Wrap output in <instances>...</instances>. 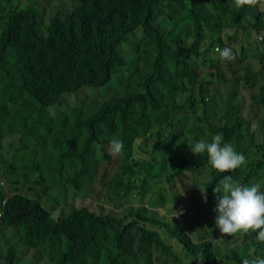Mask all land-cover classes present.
I'll list each match as a JSON object with an SVG mask.
<instances>
[{"label":"trees","instance_id":"1","mask_svg":"<svg viewBox=\"0 0 264 264\" xmlns=\"http://www.w3.org/2000/svg\"><path fill=\"white\" fill-rule=\"evenodd\" d=\"M47 4L0 0V230L15 235L4 237L0 264H241L252 248L264 258L256 233L222 250L215 222L195 239L191 225L153 210L184 174L202 178L191 188L200 195L205 187L207 199L223 175L264 191V79L256 89L258 73L243 63L258 52L264 66V40L258 51L235 43L242 36L252 45L249 33L264 30V2ZM227 15L236 26L223 38ZM216 45L235 61L222 67ZM247 84V98L235 96ZM217 133L246 157L233 172L218 173L207 153L190 150ZM113 138L124 142L119 156ZM170 196L174 209L186 206ZM74 197L83 201L66 203Z\"/></svg>","mask_w":264,"mask_h":264},{"label":"clouds","instance_id":"2","mask_svg":"<svg viewBox=\"0 0 264 264\" xmlns=\"http://www.w3.org/2000/svg\"><path fill=\"white\" fill-rule=\"evenodd\" d=\"M261 0H234V7H257ZM258 42L263 41L262 36L257 37ZM219 58L224 61H235L236 55L230 47L217 48ZM222 133L212 136L211 142L201 138L190 147L193 154L207 153L208 160L213 169L218 173H230L246 163V157L235 150L231 143H225ZM124 142L121 139L113 138L110 142V151L113 155L119 156L124 150ZM204 201L207 200L205 187L200 188ZM213 193L216 196L217 204L214 211L215 226L221 234L228 236H244L256 233V240L264 243V191L260 183L246 186L238 180H233L231 175H223V178L216 183ZM174 215L178 211L172 208ZM180 212H184L180 209ZM172 216V217H173ZM255 249H249L248 256L251 258L242 259L241 264H264V258L255 256Z\"/></svg>","mask_w":264,"mask_h":264},{"label":"rangeland","instance_id":"3","mask_svg":"<svg viewBox=\"0 0 264 264\" xmlns=\"http://www.w3.org/2000/svg\"><path fill=\"white\" fill-rule=\"evenodd\" d=\"M18 1H19V3L24 2V0H18ZM36 1L39 2L43 8L47 9L49 7V5L47 4V1H52V0H36ZM261 2H264V0H261ZM225 19L227 20L228 23L222 24L223 26L220 30V35H222L223 38H224L226 33L232 34L234 32L235 26H236V22L231 23L232 17L230 15H227L225 17ZM227 24H232L235 26H227ZM246 24H248V23H246ZM260 35L262 36V39H264V30H260L259 32L251 31L249 33V39L254 40V43L252 45H249V43H251V42L248 41V38L246 41H243L242 36H239V39L235 43H238V46L240 44V45L245 46L247 48L255 49L256 51H258L259 45L256 42H258L257 37H259ZM204 45H207V43ZM238 46L234 45V48L236 51L239 49ZM218 47L219 46L216 45L214 49L216 50ZM202 48L203 47H201V51H202ZM257 53L258 52H256V53L246 52L245 55H243V63H245L249 67H251L253 72L258 73V75L256 76V81L253 84V86L256 87V89L259 88V87H257V84L261 83L260 78L264 79V66H262V64L260 63V61L256 57ZM215 58H218L221 61L222 67H224V63H223L224 60H221L219 58V53H218V55H216ZM201 60L202 59H199V61H201ZM235 65L238 66L237 64H235ZM200 68H201L200 76L202 78L203 74L208 72L206 70H209V67L204 66L202 64V65H200ZM216 86L219 87V84L217 82L207 84L208 90L211 89L212 91L215 89ZM249 86H251V85L247 84V85L238 86L237 89H239V92L237 94L235 93V96H237L238 94H241L245 98H247V89ZM223 95H224V92H223ZM239 99L242 101V104H243V107L241 108L240 113L242 114V116H244L246 118H250L251 114L253 115L254 113H252L249 110L250 108L248 107V102L245 99H243L242 97H240ZM221 106H222V104H220V107ZM260 115L264 116V112H261ZM212 121H215V120H212ZM216 124L220 125L221 121H218ZM183 177H184V179L177 181V185L175 188H173L172 190H163L162 191L166 195L161 200H159L157 203H155V207L153 208L154 217L157 218L158 220H161V221H164V220L165 221H171L172 224H175L176 222H180L184 226L191 225L192 226V233H193L192 236L195 239L196 238L201 239L197 234L203 233L205 230H209L208 227H210V224L215 222L216 215H215L214 209H215L216 204H217L216 196H218L219 193H213V191H212V197L207 199L205 202L203 197H202V194L199 191L198 192L200 195L195 194L192 191L193 189L191 188V185H193V179H197L196 181H200L202 178H199L200 176L196 177L194 175H192V177L191 176L187 177L186 174H184ZM163 186L170 187L169 184H165V185H162L160 188L163 189ZM151 189L154 190L155 188H151ZM175 191L178 194H180V197L182 198V202L186 203L185 207L180 208V209H183L184 212H180L179 208L174 209L175 208L174 207L175 206V199H173L170 195ZM82 201H83L82 198L74 197L73 199L67 198L66 203L74 202V203L78 204V203H81ZM57 207H59V206H57ZM172 208L174 210L178 211V213H179L178 216H173L174 212H173ZM55 214L57 215L58 211H56ZM214 226L215 225H212V231L214 230ZM218 231H219V229H218ZM137 236L138 235H136L135 239L133 240L134 243H137V240H138ZM4 237H10L11 239L15 240V235H14L13 230L11 231L10 228H7V226L4 227V231L0 230V247L5 245ZM211 238H213V237L209 236L208 239H211ZM233 238L237 239V242H238L237 244L242 243V240H241L242 236H240V235H236V236L231 237V236L224 235V234L220 233L218 235V238L215 240V245L219 246L222 250H224V249L226 250L230 247L235 246L234 245L235 241H232ZM150 244L153 245V243H150ZM20 255H22V254H20ZM44 261H45V259H44ZM21 262L22 261H17V264H20ZM47 262H48V264H51L49 261H46V263ZM37 264H39V261L37 262Z\"/></svg>","mask_w":264,"mask_h":264}]
</instances>
